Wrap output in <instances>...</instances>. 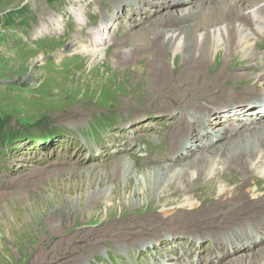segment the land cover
<instances>
[{
  "label": "rangeland",
  "instance_id": "1",
  "mask_svg": "<svg viewBox=\"0 0 264 264\" xmlns=\"http://www.w3.org/2000/svg\"><path fill=\"white\" fill-rule=\"evenodd\" d=\"M129 2L132 3V0ZM178 3L172 1L173 6H177ZM98 4L101 7L106 5L115 7L114 1L111 0H0V120L5 121L4 130L6 132L17 134L14 140L7 143L10 144L9 149L4 155L0 156V213L7 208L6 205L8 206L10 200H16L18 197L22 201L20 203V201L16 200L19 203V207L21 208L22 206L24 208L20 225L16 221L13 222L11 213L6 210V214L13 223L12 229L14 232L20 233V235L18 234L19 236H17V233L7 234V232L3 235L2 232L4 231H1L0 227V241L4 239L3 244L1 243L0 245V264H31L36 260L41 262L46 260V263L52 262V264H73L76 258L80 260L82 257L85 258H83L82 263L76 262V264H135L139 254L142 255L137 260L142 262V264H147L158 253L157 249L160 244L158 245L157 240L155 241L156 243H152V245L156 244L157 249L152 250L150 253L147 251L145 256H143L142 251L137 249L139 245L132 246L134 249L130 252H128L129 249L127 247V252H124V249H122L123 251L119 250V248L124 247L123 243L115 241L119 237L118 232L120 230H122V235H127V238L131 239L132 235H129V233H134L135 235L139 233L142 236L149 232L155 233L159 229H164L167 233L162 235L160 240H162V247H165L164 238L171 235L166 228H179V230L183 231L193 228L191 224L181 226L179 224L160 225L165 224V220L170 221L172 219V217L165 219L161 216L162 208L155 209L153 206L149 209H145L147 207L144 206L136 208V210L128 208L130 205V203L126 204L128 196L137 186L138 181L131 174L129 181L125 183V178L120 173H118L119 175L113 174L115 168L119 167L120 160L130 159V157V162H136L132 170L138 176L143 175L144 169L167 165L166 162L151 164L152 159L158 156L157 154H160L163 158L167 154V151L165 152L167 146L161 147L160 141H158L159 138H157L161 133H166V128L168 127V125L164 126L163 123L165 122L163 120L144 122L147 125L152 123V128L148 130L146 128L147 125H145V131L139 132V135L135 133V129H131L125 138L128 137L131 146L132 144L135 145L134 149L103 163L83 162L88 156V151H79V147L70 146L68 142L71 139L74 144L83 145L86 149L102 150L103 148L101 149L100 146L104 143L103 134H109L113 131L115 124H118L121 128L122 123L132 122L133 120L131 119L134 117L132 110H156L165 107L181 109V107L187 105L185 100L192 99L189 93H181L178 97H174V95L177 96L178 94L175 90L176 86L185 83L176 78L179 74L178 72L183 69L181 57L176 58V67L174 69V54H168L167 76L164 74L163 77H158L157 79L161 80L160 82L168 80L170 83L161 89L155 90L153 87H155L156 82L151 79V73L149 69H146V66H144V72L142 71L143 67L137 61L124 60L111 53L117 47L114 43L125 38V29L121 26L124 24L126 29H128V25H126L127 19H124V21L119 19L120 27L116 24L118 30L114 32L113 29V36L106 41L104 46H101L102 49H107L108 53L102 54L100 58L97 56L95 59L91 57L82 59V57L71 56L63 48L61 49L64 43L71 41L73 36H88L91 33L89 30L91 24H100L102 17L107 19L105 8H101V13L96 10ZM76 8L79 9L77 11V20H75L74 14L71 13ZM178 9L170 8L169 10L175 12ZM113 11L115 12L112 8L110 12L112 13ZM117 13L121 14V11ZM151 14H153V18L157 17L154 15L155 13L151 12ZM4 16L7 18L6 21L3 19ZM49 16L54 18L53 21L59 19L57 33H54V25L52 26L47 20ZM123 16L124 14L121 19L124 18ZM137 19L139 18L137 17ZM79 21L83 22L80 26H78ZM134 22L132 21V23ZM44 23H46L45 27H47L48 31L45 36L39 37L37 28L42 29ZM147 27V24H142L141 26H134L127 31L130 30L131 33L142 29V31L140 30V32L136 33L140 34L143 31H147ZM88 30L89 32H87ZM104 34L102 29V38L106 36ZM74 40L71 42L74 43ZM261 43L262 45L256 46L258 53H264V37L257 44ZM58 52L61 53V56H59ZM133 58L131 57V59ZM213 61L214 58L211 59L207 67L198 72V74L202 73L201 76L204 81L208 80L207 74L212 77L215 75L214 72L217 73L216 68L220 65L219 60ZM31 62H35L33 66H31ZM235 62L232 65L234 72L244 71L247 73L252 71V69H255L254 71L256 72L258 71L255 66L250 67L239 60ZM262 63L264 64V60ZM247 82H250V80ZM247 82L243 81L244 84L242 85L241 83H234V90L226 89L230 93L221 95L211 101H220L223 104H227L240 96L242 98L253 97L261 90L264 92V83H259L257 86ZM186 87L193 88L189 82L186 83ZM205 98L199 97L195 100L196 102L192 101L191 103H198V105L203 106L206 104L210 105L212 102H207L208 99ZM214 105L215 103L212 104V106ZM261 111L264 112V108H261ZM109 113H111L109 116L110 121H104L102 117ZM157 113V111H144L140 115L148 116ZM101 123L107 124L108 127L98 130L97 126ZM111 125L114 126L111 128ZM40 126L43 127L41 128ZM60 128L68 132V135H66L68 138H64L54 151L46 154L41 153L38 151L39 147L36 146L38 142H29L35 138L39 139L47 135H53L54 130ZM253 128V125L250 126V131H253ZM97 134H101L102 139H98ZM117 134L119 135V133ZM195 135H197L196 132H193L194 140H196ZM209 137L212 138L210 133ZM25 142H29V144L20 146L19 143ZM195 142L199 141L196 140ZM114 143L116 145H113L112 148L120 147L123 149V146H120L116 141ZM34 146H36L35 151L38 152L33 153V149L30 150ZM22 150L28 151L30 158H25L20 153ZM77 151L79 152L78 156H76ZM208 151L211 154L217 152L216 149ZM110 152L109 150V154L112 153ZM12 154H16L14 163L18 167L17 169L25 170L20 176L19 173H9L11 166L9 156ZM4 156L7 157L4 158ZM44 156L45 158L43 159ZM63 157H66L67 161H62ZM142 158L148 161V165L144 164V161L141 160ZM192 158L194 159L193 156L188 157L184 165L193 161ZM48 160L50 161L44 163ZM41 161L42 163H40ZM61 161L62 164H59ZM180 162L179 160L168 165L177 168L182 165V162ZM19 164L20 166H18ZM94 164L105 165L92 168L91 166ZM36 169L38 172H36L37 176H42L41 178L32 180L22 176L30 170ZM46 171L53 172V174L49 176ZM261 175L259 176L261 177ZM46 176L47 178H45ZM233 176L236 182L241 184L242 181L237 178L238 174ZM260 177L254 176V184L256 185L251 182L247 185V188L257 187V193L264 195V179ZM23 179L27 184H25ZM11 180L17 181L16 185L14 182L15 186L12 185ZM150 183V188L154 189L155 186L151 181ZM23 185L24 187H22ZM240 187H236L234 192H241L244 187ZM19 190L23 192L21 193ZM1 193H5V195L1 196ZM186 194L195 196L198 206H204L209 200H214L211 195H208L210 194L208 191L201 188H191ZM40 196L44 197L47 204L45 203L43 207L35 209L28 201ZM163 198L175 197L168 194ZM106 199L111 202H105ZM135 199L137 200L138 197H132V200ZM175 204L174 207L181 208L180 203ZM250 205L251 203L243 204L242 206L246 209H242L238 213H245L250 208ZM172 207L173 205H171ZM206 208L209 209L208 207ZM222 208L224 206H218L212 212H216L218 209L223 211L221 210ZM135 213L138 214L136 215L137 217L133 215ZM187 213L189 216H193L195 209L188 210ZM128 214L132 215L129 221L125 219ZM218 218L223 219L224 216H218ZM218 218H209V221L206 220L204 223L202 221L196 225L204 226L206 223L218 221ZM19 226L21 227L19 228ZM108 230L110 232L107 235L106 232ZM93 231L98 232L93 239H89L87 234ZM160 232L161 230L158 231V233ZM147 236L149 235L145 237ZM177 237L171 235V237L167 238L173 240ZM15 238L17 244H12ZM133 239L135 238L131 240ZM196 239L198 238L194 237L190 242ZM182 242L184 241L182 240ZM109 245L117 247L118 254L114 250L112 251L114 248L107 249L106 247ZM152 245L149 246L147 244V250H151L152 248H148L152 247ZM180 246L182 244H179ZM139 247L141 248L142 245ZM207 247H213L211 242H207L205 245L204 253L208 251ZM86 251L91 252L87 253ZM160 253L161 251L156 256L161 260ZM165 254L166 251H164L163 255ZM169 256L173 259L172 255ZM177 256L181 260V256L178 253ZM228 256L229 254L224 256L223 259ZM197 259L198 264H201V251L192 250L189 260ZM209 259L202 260V264H207ZM174 264H177V262Z\"/></svg>",
  "mask_w": 264,
  "mask_h": 264
},
{
  "label": "bare ground",
  "instance_id": "2",
  "mask_svg": "<svg viewBox=\"0 0 264 264\" xmlns=\"http://www.w3.org/2000/svg\"><path fill=\"white\" fill-rule=\"evenodd\" d=\"M111 1H114L115 7L111 5L101 7L99 4L96 7L99 13L102 12L101 8L106 9L108 20L102 17L100 24H91L89 28L91 33L88 36H73L71 41L75 39L74 43L71 41L64 43L61 49L63 48L71 56L82 57V59L85 57L95 59L97 56L100 58L102 54L108 53L107 49L104 50L101 46H104L106 41L118 30L116 24L120 27L119 19L122 21L127 19L126 25H128L130 30L134 26L147 24V31H143L140 34L136 33L140 32V30L142 31V29L132 31L131 34L130 30L127 31L128 29L122 24L121 27L125 29V38L115 42L116 44L114 43L117 47L111 53L124 60L137 61L143 67L142 71L144 72V66H146V69H149L151 73V79L156 82L155 87H153L155 90L161 89L170 83L168 80L160 82L161 80L157 79L167 74L168 54H174V69L176 67V58L181 57L183 69L178 72L179 74L176 78L184 81L185 85L176 86L175 90L178 94L177 96L174 95V97H178L181 93H189L191 95L190 98H192L191 100H185L187 105L181 107V109L165 107L162 109L155 108L156 110H132L134 117L131 119L133 121L129 123V127L135 129V133L139 135V132L145 131L144 126L147 125L146 123L163 120L165 122L163 123L164 126L168 125V127L166 128V133H161L157 138H159L158 141H160L161 147L167 146V149H165L167 154L164 158L157 154L158 156L152 159L151 164L166 162L168 165L180 160L182 165L177 168L163 165L157 168L144 169V172L142 171L143 175L138 176L132 170L136 162L133 161L134 164L130 162V157V159H121L119 167L115 168L113 174L117 175L120 173L125 178V183L129 181L131 174L138 181L137 186L128 196L126 203H130L128 208L132 210L142 206L147 207L145 209H149L152 206L155 209L162 208L161 216L165 219L172 217V219L170 221L165 220V224L159 223L160 225L179 224L181 226L191 224L193 228L187 231L179 230V228H166L169 234L178 237L173 240L167 238L171 237V235L163 237L164 243H166L165 247H162V240H160L162 239L160 237L167 233L164 229H159L158 231L161 230L160 233L155 231V233L149 232L150 234H143L142 236L139 233L136 235L129 233V235H132L131 239L135 238L133 240L128 239L127 235H122V230H120L118 232L120 238L118 237L115 241L123 243L124 247L119 248V250L124 249V252H127L126 248L128 247V252H130L134 249L132 246L142 245L141 248L138 246L137 249L142 251L143 256H145L147 251L150 253L152 250L157 249L156 244L152 245L157 240L158 245L160 244L157 250L158 253L161 251V260L156 256L157 253L147 264H174L176 262L177 264H198V259L189 260L192 250L195 249L196 251H201V264L202 260H207V258H210L207 264H216L227 254L229 256L224 258L220 262L221 264H264V195L257 193V187L247 188V185L251 182L256 185L254 184V176L260 177L259 175L262 174L260 178L264 179V112L261 111V108H264V92L261 90L253 97L242 98L240 96L227 104H223L220 101H211L221 95H227L231 89L234 90V83H241L242 85L244 84L243 81L247 82L248 80L250 82L247 83L257 86L259 83H264V64L262 63L264 53L256 51V46L262 45V43H257L264 37V0H132V3L129 2L131 0ZM172 1L179 3L177 6H173ZM110 6L115 12H110L112 11ZM180 6L183 7L180 8ZM170 8L179 9L171 12ZM78 10L76 8V10L71 11L75 18L78 16ZM119 11H121V14L117 13ZM151 12L155 13L154 15L157 17L153 18ZM123 14L124 18L121 19ZM47 20L52 26L54 25V33H57L59 19L53 21L54 18L49 16ZM132 21L135 22L132 23ZM78 23V26H80L83 22L79 21ZM45 24H43L41 31L37 32L39 37L45 34L44 30L47 28ZM103 26H106V36L104 38L101 36V28ZM58 54L61 56L60 52ZM131 57L134 58L131 59ZM212 58H214V61L219 60L220 65L216 68L217 73L214 72L215 75L212 77L207 74L208 80L204 81L201 76L202 73L198 74V72L207 67ZM238 60L250 67L255 66L259 73L254 71L255 69L247 73L244 71L234 72L232 65ZM34 63L31 62V66ZM188 82L193 88L186 87ZM226 89L229 90L227 91ZM199 97H206L205 99H208L207 102L212 103L204 106L198 105V103H191ZM214 103L215 105L212 106ZM144 111H157L158 113L148 116L140 115ZM151 125L152 123L148 124L146 128L150 130L152 128ZM252 125L254 128L253 131H250V126ZM124 127H126V124ZM193 132L197 134L195 135V139L199 141L197 143L194 140ZM209 133L212 138L209 137ZM126 134L127 130L123 129L118 136L115 134L110 135L106 144L109 147L104 148L102 145L103 150L89 151L83 162L103 163L126 151H132L134 148L131 146L128 137L125 138ZM60 141V136L48 137L40 143L43 146L38 151L44 154L51 152ZM114 141L123 146V149L115 148V151L109 154V150L111 151L110 147L113 146L112 143ZM164 141L167 142L164 143ZM147 143L149 145L148 141ZM214 148L217 152L211 154L208 150H215ZM20 153L25 158L29 157L27 151H21ZM78 155L79 152L77 151L76 156ZM190 156L194 157V159L192 158L193 161L184 165L186 159ZM15 160L16 154H12L11 163L17 168L14 163ZM64 160H66V157H63L62 161ZM141 160L144 161L145 165H148L147 160L144 158ZM62 161L59 164H62ZM103 165L94 164L91 167L98 168ZM24 171V169L11 170L10 174L19 173L20 176ZM36 172L37 169L30 170L22 176L32 180L37 179L40 176H37ZM46 172L49 176L53 174V172ZM236 174H238L237 178L242 181L241 184L236 182L233 176H236ZM150 181L155 186L154 189L150 188ZM14 182L16 185L17 181L11 180L12 185H14ZM25 184H27L26 181ZM236 187H244V189L241 192H234ZM191 188L205 189L214 200H209L204 206H198L197 198L186 194ZM168 194L175 198L164 199L163 197ZM4 195L5 193L1 196ZM136 196L138 199L132 200V197ZM40 197L32 198L28 202L35 209L43 207L45 203L47 204V201L44 197ZM20 199L18 197L16 200L22 203ZM16 200H10L8 206L6 205L7 208L0 213V227L1 231H4L2 232L3 235L6 232L7 234L17 233L12 229L13 223L6 214V210L11 213L13 222L16 221L19 225L22 223L21 218H23L22 212H24V208L22 206L20 208ZM105 202L109 203L111 201L106 199ZM175 203H180L181 208L174 207ZM249 203H251L250 208L245 213H238L242 209H246L242 206L243 204L247 205ZM171 205H173L172 208ZM221 205L224 206L221 209L223 211L218 209L216 212H212L213 209ZM192 209H195V214L189 216L187 211ZM133 215L136 216L138 214L135 213ZM222 215L224 218L219 219L218 216L222 217ZM216 217L218 221H213L214 223H206L204 226L196 225L199 222L203 221L204 223L206 220L209 221V218L215 219ZM131 218L132 215L128 214L125 216L127 221L131 220ZM105 227L109 228L108 226ZM97 232H88L89 239H93ZM109 232L110 230L106 234L108 235ZM18 234L20 235V233H17V236H19ZM146 235L149 236L145 237ZM194 237L200 240L190 242ZM3 240L1 239L0 245ZM206 241L211 242L213 247L204 253ZM12 244H17L16 238L12 241ZM147 244L149 246L152 245V247L148 248H152L151 250H147ZM179 244H182V246L179 247ZM106 248H114L112 251L114 250L118 254L117 247L109 245ZM175 250L181 256V260ZM164 251H166L165 255H163ZM86 252L90 253L91 251ZM169 255H172L173 259ZM139 256L136 260L139 259ZM83 258H81L82 260L76 258L73 264H76V262L82 263ZM136 260L135 264H142V262ZM44 261L36 260L31 264H52V262L46 263V260Z\"/></svg>",
  "mask_w": 264,
  "mask_h": 264
},
{
  "label": "trees",
  "instance_id": "3",
  "mask_svg": "<svg viewBox=\"0 0 264 264\" xmlns=\"http://www.w3.org/2000/svg\"><path fill=\"white\" fill-rule=\"evenodd\" d=\"M5 127V121L4 120H0V135L2 134L3 130Z\"/></svg>",
  "mask_w": 264,
  "mask_h": 264
}]
</instances>
